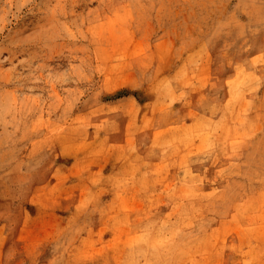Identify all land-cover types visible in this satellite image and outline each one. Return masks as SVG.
<instances>
[{
	"label": "rangeland",
	"instance_id": "1",
	"mask_svg": "<svg viewBox=\"0 0 264 264\" xmlns=\"http://www.w3.org/2000/svg\"><path fill=\"white\" fill-rule=\"evenodd\" d=\"M0 264H264V0H0Z\"/></svg>",
	"mask_w": 264,
	"mask_h": 264
}]
</instances>
